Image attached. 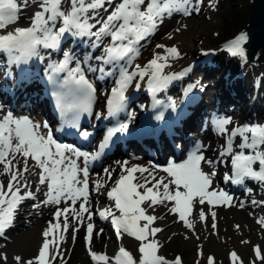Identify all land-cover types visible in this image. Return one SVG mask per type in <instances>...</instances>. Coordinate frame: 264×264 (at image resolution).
I'll return each instance as SVG.
<instances>
[{"label": "snow or ice", "instance_id": "6c2138e0", "mask_svg": "<svg viewBox=\"0 0 264 264\" xmlns=\"http://www.w3.org/2000/svg\"><path fill=\"white\" fill-rule=\"evenodd\" d=\"M30 3L38 6V10L31 17L30 26L16 27L14 31L0 34V51L8 52L10 55L18 53L20 55L14 56V59L19 60L21 57L37 55L38 46L56 48L66 34L95 37V46H99L103 38H109V43L103 49V55L95 59L111 67L108 70L103 66L88 70L99 71L101 78L116 77L115 86L111 89L110 98L107 100L108 114L115 115L123 109L126 90L136 77L142 80L148 76V84L153 91L163 88L174 78L175 74H163V68L168 66L169 57L178 58L180 55L179 50L174 46L166 48L164 45H157L158 48H165L164 55L156 54L145 67L141 68L137 64L134 71L128 70L127 64L139 55L140 42L152 35L164 19L172 16L173 13L191 15L193 10L199 12L203 0H195V4L192 0H0V30L16 23L21 10L27 8ZM101 10L106 15L98 19ZM246 41L247 35L242 33L228 42L226 49L233 56L244 57L243 45ZM121 61L126 63L122 64ZM69 63L70 56L65 53V59L59 64L58 71L67 70L68 77L60 85L63 91L57 92L56 96L61 108L65 112L73 113L72 119H75L79 110L89 109L95 88L79 66L69 68ZM136 87H139V84ZM215 124L221 133L229 136L221 156H231L230 163L234 176H226V179L236 184L243 183L246 178L264 182V150H261L264 146V125H242L229 130L227 126L231 124L230 117L219 118ZM41 127L48 126L46 124L41 126L28 116L16 117L11 111L0 116V165H3V173L0 174L10 175L6 188L3 182H0V235L11 226L21 202L35 198L34 193L27 190L29 185L26 181L23 183L24 192L21 194V181L24 180L23 173L29 171V158L34 162L33 167L39 169L37 172L39 184L47 186V192L44 193L46 199L41 202L42 204L59 205L62 200L65 202L70 200L72 206H75L78 200L81 203L79 212H76L75 207L58 208L54 212L57 223L49 222L48 229L42 233L44 240L38 255L27 261L16 256L14 259L17 264H34V262L50 264V259L55 258L50 254V246L55 245L56 242L54 237L49 240V236L60 228L61 216L64 217V231L69 227L67 214L70 211L78 219L81 213H88V220L92 219V213L86 207L90 195L88 161L97 159L99 153L90 154L78 151L69 145H62L53 138L51 132L42 133ZM127 129L128 124L122 123L114 131L124 132ZM112 135L113 132L108 133V137L99 146L100 149L106 146L108 138ZM235 137H240L242 142L238 145L240 151L233 154L232 138ZM17 156L23 158L22 171L13 163ZM73 157H83L84 166L77 164V160ZM214 163L213 160L206 158L197 146L183 162L170 161L162 168L166 175L159 178L147 168L127 167L126 164H121L122 172L119 179L107 192L108 198L114 201V205L100 210L98 215L102 219L111 217L118 239H123L127 235L140 242L138 247L140 256L137 259L124 246L118 248L114 257L97 254L89 247L92 260L97 264L100 262L109 264L110 261L112 264H182V258L179 256L174 261H170L164 255L158 254L160 247L158 241L149 237H154L163 229L151 227L157 217L148 214L149 209L154 211V206L157 204L174 202V205L168 209L169 212L178 214L185 226L191 228L192 225L186 219V215L193 211L194 203L201 205L205 201L210 205L230 203L232 197L229 194L212 188L215 171L203 170L202 165H214ZM105 172L111 179V171L105 169ZM137 172L141 176L147 172L148 176L141 181L134 175ZM97 186L100 187L99 184ZM212 216L214 219L215 213H212ZM200 219H205L202 209ZM258 222L264 224V219ZM236 227L239 228V225ZM212 228H216L215 223L212 224ZM100 231L102 232L103 229ZM93 232L94 225L88 223L85 239L89 246ZM55 250L58 254V246ZM254 251L255 256L261 259V249L257 246ZM4 259L7 257L5 256ZM230 259L233 262L240 260L235 251L230 253ZM208 264H214L213 257H208Z\"/></svg>", "mask_w": 264, "mask_h": 264}, {"label": "bare ground", "instance_id": "6f19581e", "mask_svg": "<svg viewBox=\"0 0 264 264\" xmlns=\"http://www.w3.org/2000/svg\"><path fill=\"white\" fill-rule=\"evenodd\" d=\"M192 3L195 4V0H192ZM213 4L222 5L223 1L218 3L216 0H212L211 2H208V0H203V3L200 6H203L202 11H204L205 6H211ZM38 10V6L36 4H29L27 8H23L19 14V19L16 23L9 25L6 29L1 30L2 32L7 31H14L16 27H19L22 24H29L31 23V17L35 11ZM110 10V9H109ZM103 10L99 13V18L106 15V13ZM177 15H172L170 17H166L163 22H165V28L168 31L165 35L167 38L162 40V43L159 45H164L166 48L170 47H176L179 50V57H169L168 59V66L169 68L177 66L179 63H185L189 64L192 67V71L190 73L189 78L195 80L196 83L199 84L200 91H201V101L195 105L194 107H191L192 113H190L189 116L184 117L181 121V124L179 126H176V134L173 139L176 144L180 147V152L177 155V160H180L182 156L185 154L184 150L188 147L189 143H192L193 145H197L200 147V149L203 150V154L206 156V158L213 160V157L216 156L218 158V162L214 163V165H202L203 170L208 171H215V172H221L223 168L227 167L226 162L230 158V155H224L221 156V153L225 150L223 142L228 137L227 134L221 133L216 124H214L215 116L219 115L221 117L219 118H231V124L228 125V129L231 130L235 126H242V125H249V122L247 121V117H244V115H240V113L245 112L246 114H250V111L253 109L254 100H252L248 95V90L250 87L252 88V80L250 79V76L248 74V68L251 70L250 67L246 66L242 60L235 59L236 57L233 56L228 58V61L226 60L227 55L229 53L227 52V55L224 57V64L219 65L220 68H217V72L225 71V75L220 76L219 74H216V72L212 71V66H209L210 62L215 58V55L221 50V47L214 46L212 49H204L207 48V46L202 47L200 50L197 51L194 49L193 51V44L190 41V37L192 35V32L200 33L198 30L199 25H207L208 23H205L204 19H198L193 21L189 26H187L186 29L189 28V30L184 29L182 32L179 33V31H173L174 25H176L179 22V18L184 17V19L188 20L194 17V15L197 13L195 10L192 11L191 15H185L183 13L176 12ZM173 13V14H176ZM176 16V17H175ZM212 18V17H211ZM174 19L175 22H174ZM192 21V20H191ZM91 23H94V21H90ZM26 26V25H24ZM23 27V26H22ZM0 31V34H2ZM95 31V29H93ZM151 36V35H150ZM150 36H148L145 40H142L140 44L138 45L139 48V55L136 56L130 64H127L129 71L135 70V65L139 64L141 68L148 65V62L154 58L156 54L164 55L165 54V48H158L157 45L153 48L149 45L148 41L150 39ZM171 37V38H169ZM195 42V41H194ZM109 43V38H103V42L99 44V46H95V37H89V36H74L67 38L62 37L60 43L58 46L54 49L50 48H44L43 46H39L38 48V59H42L45 63L47 60L46 53L47 50H50L52 54L57 55L59 53H62L64 50H69L72 58V63H74V60L76 61V66H81L83 71L89 73V75L94 79L97 80L98 83V93L97 98L100 100L102 96V90L105 88L104 83H107L110 80H115L116 77L111 76H104L101 78V73L99 71H89V68L99 69L101 66H103L106 70H108L111 66L110 65H104L102 61H98L95 58L103 55V49L107 46ZM245 45V44H244ZM243 45V46H244ZM209 47V46H208ZM192 51V52H191ZM191 54V56H190ZM190 56V57H189ZM5 54H0V116L7 113V110L5 108L6 105L10 108L16 110L15 107H18L17 109H21L26 113L27 115L32 116V120L35 123L40 124L41 126L47 125V128L41 127V132H51L52 128L49 121L46 119V115L48 114V109L46 108L45 101L43 99H39L38 91L41 85L38 82V71L35 70L34 65L31 66L32 72H36V74H33L31 80L29 83H25L23 80H21L24 77V74L18 73L15 69L14 64H6V60L4 59ZM140 57H142L140 59ZM188 57V58H186ZM235 57V58H234ZM246 61H251L247 53L245 54ZM186 58V60L183 61V59ZM234 58L233 60H231ZM122 64L126 63V61H121ZM259 63V62H258ZM75 66V64H74ZM264 70V68H262ZM12 70V78H7L5 76L7 71ZM232 74V75H231ZM216 75V76H214ZM264 76V72L262 73ZM19 77L21 79H19ZM139 77H136L133 80L136 81V79ZM255 81V79H254ZM256 81L260 82L261 80L256 79ZM230 91H236L241 92L233 94L229 92ZM234 89V90H233ZM243 92V93H242ZM243 97H240V96ZM243 100H242V99ZM239 100H242L243 102H239ZM2 102H5L6 104H3ZM99 106L101 103L98 104ZM141 101H135L133 104H131L130 109L133 107L135 109H141ZM99 108V107H98ZM240 110L239 115L236 113H233L234 110ZM233 110V111H231ZM246 110V111H245ZM220 113H223L225 115H222ZM253 113V110L252 112ZM252 115V114H251ZM15 116V115H14ZM218 119V118H217ZM260 125H264V121L260 123ZM53 138L54 134H53ZM237 140L233 142V154L238 151V145L242 142L240 137H235ZM162 141L159 142L158 145H156L155 140L150 139L146 140L145 143L142 142V144H136L137 147L129 146L125 149V152L122 150V147L119 145L116 148V153L122 154L123 157L127 156L128 154L134 153V152H142L141 150H144L141 146H147L150 147L152 153H149L148 151H144L146 156L149 157V161H159V159L165 155H171L175 156V151L173 145L170 143L169 139L162 134L161 135ZM56 140V139H55ZM239 140V141H238ZM205 143V144H204ZM204 145L207 146V148L204 149ZM70 146V145H69ZM72 147V146H71ZM264 147V146H263ZM75 148V147H73ZM78 151L84 152L81 150V148H75ZM247 151V150H245ZM68 155H71V153H68ZM156 155V157H155ZM77 164H79L81 167H83V157L76 158ZM138 157L136 155H131L130 160L132 162L138 161ZM176 160V162H177ZM114 159L111 163H109L107 166L108 170H115L117 167L114 165ZM148 161H145L147 163ZM13 163L22 171L23 170V158L20 156H17V159L13 161ZM29 164V171L23 173L24 180L21 181V194L24 192L23 183L24 181L27 182L29 185L28 190L32 191L34 193L35 197H38V201L33 205H40V207H37L36 209L27 210V204L25 203L27 199L23 200L21 204L18 206V209L15 212L14 220L9 230L10 235L12 232H16V238L14 246H17L18 248H21L23 250V253H25V256L27 260L32 259L38 255L39 249H40V243H43V240L41 239L42 236L40 235V231L43 230V222L47 220V217L49 216V209L51 204H42L41 202L46 199L44 193L47 192V186L40 185L39 184V177L37 175V172H39V169L33 167L34 162L29 158L28 160ZM161 165V164H160ZM255 167V165H254ZM162 168L161 166L155 167L154 165L150 166V170L152 172L157 174H162ZM96 172H98L96 174ZM0 173H3L1 170L0 165ZM94 175H92V174ZM82 175V174H81ZM97 175V176H96ZM163 175H166V173H163ZM161 175V176H163ZM10 179L9 174H0V182H4V186L6 188V185ZM253 179L246 178L243 183H241L238 186H233L229 182H224L223 178H218V175L216 174L213 177V184L212 188L217 191H222V188H230V190H238L243 192V195L245 194H251V191L254 190L253 188H250L246 190L247 184H250ZM110 183V180L107 178L106 172L104 170H92L89 171V191L90 195L93 197L90 199L88 203V208H92L95 205L103 204L102 206H112L110 203V199L108 196L103 192L99 194L100 202H95L94 196L92 193V187L94 185H100L101 188H106L107 185ZM151 186V185H149ZM46 187V190L44 189ZM91 188V190H90ZM37 189H40L37 191ZM211 190V189H210ZM251 190V191H249ZM143 191V190H142ZM264 189H258V192L262 194ZM230 195V193H228ZM242 195V196H243ZM242 196H237L232 198L230 203H219V204H213L210 205L205 201L203 205L199 203H194L193 211L188 215V218H190V224L192 225L191 228L184 226V222L179 219L178 217L175 218L173 213H166L164 212H157L154 216L157 217L153 225L151 227H159L163 229V231L157 233L155 235V238L159 240V242L162 243L163 247L171 246L174 249H182L185 250L189 248L191 245H193V242H195L193 239L190 238L188 235L189 230H198L201 232L208 231V229H213L212 224H216V230L217 231H211V233L215 234L218 231L227 232L231 226H235L236 224L243 222L244 224L249 223L248 219H252V216L256 214V209H253V211L250 210V207H246ZM107 199L108 201L104 202L101 199ZM79 203V201L77 202ZM172 206L174 205V202H171ZM68 204H71L68 203ZM247 204V203H246ZM243 205V207H241ZM64 207V206H63ZM263 207V206H262ZM155 210L158 209L157 207L154 208ZM203 210L205 219H200V210ZM154 210V211H155ZM150 212H154L152 209H149ZM76 212H79V209L76 210ZM212 213H215V218L213 219ZM71 214H74L71 212ZM27 215L26 217H20V216ZM75 215V214H74ZM98 215V213L96 214ZM249 215V216H247ZM45 216V217H44ZM76 216V215H75ZM99 216V215H98ZM251 216V217H250ZM62 217V216H61ZM249 217V218H248ZM49 218V217H48ZM51 219L56 220L54 213H51ZM78 218L76 217V220ZM187 219V218H186ZM16 221H19V225L16 224ZM78 221L82 224L83 223H92L94 225V232L92 236V242L93 244L97 245L101 251V254H107L109 257H114L116 247L111 240V236H109L106 233H103L99 231L96 224H107V219L100 218L98 222L95 221V219L88 220L83 213L80 214V218ZM47 222V221H46ZM143 223V222H142ZM48 227V226H47ZM82 230L84 231L85 227L82 225ZM87 228V227H86ZM111 233H115L114 229H111ZM85 232V231H84ZM87 232V231H86ZM251 232V231H250ZM167 237L169 238L168 241H166ZM130 238V240L128 239ZM53 239V234L49 236V240ZM128 240V241H127ZM205 240L208 241V244L214 245V242L216 241L214 238H206ZM204 240V241H205ZM134 242L135 239L128 237L125 235L123 239H121V245L126 248L129 247L126 242L130 245L131 242ZM57 242V241H55ZM81 240L79 239L75 243H78V247H76L75 254L73 257V261L71 264H90L88 260L85 258L82 247H80ZM7 243H5L6 245ZM57 244L50 246L53 250L56 249ZM13 247V246H12ZM117 253V252H116ZM114 255V256H113ZM25 258V257H24ZM23 258V259H24ZM168 260L173 261V259H170L169 257H166ZM35 264V262H34Z\"/></svg>", "mask_w": 264, "mask_h": 264}, {"label": "rangeland", "instance_id": "374dc122", "mask_svg": "<svg viewBox=\"0 0 264 264\" xmlns=\"http://www.w3.org/2000/svg\"><path fill=\"white\" fill-rule=\"evenodd\" d=\"M211 1L212 0H208V2H211ZM216 1L218 3L223 1V3L222 5L218 4V6L212 3L211 6H205L204 11H202L203 6H200V11L197 12L194 15V17H192L191 19L186 20L184 19V17L179 18L178 19L179 22L176 25H174L172 30L177 31V29H179V33H180L184 29H186L187 26H189L193 21L198 20V19H204L205 23H208V24L199 25L198 30L200 31V33L198 34L196 32H192V35L189 36L191 43L192 44L194 43L193 51L194 49H196V52L204 50V49L210 50L214 46L215 47L219 46L218 48L221 47V50H219V52L215 55V58L212 61L213 63L209 61L210 62L209 66H212L211 70L216 72V74L223 76L225 75L226 72L224 70L221 72L220 71L217 72L216 69L220 68V66L224 64V61L222 60L224 59L225 55H227V52H228L226 49V45L228 42L236 38L238 31H240L241 29L245 27L244 22L240 18L238 10L243 9L246 14L247 13L250 14L252 0H216ZM173 15H177V13ZM97 18L99 19V17ZM175 20L176 19H174V22ZM166 29L167 28H165V22H163L159 26V28L150 36V39L148 41H150L149 45L151 46V48L155 47L156 45H159L160 43H162V40L167 38L165 34L168 31ZM186 30H189V28ZM204 46H207V48H202ZM246 46H247L246 44L243 46L244 50H246ZM228 53L229 55H231L230 52ZM227 57L229 56L227 55ZM231 57H233V55H231ZM235 57H234L235 59H238V58L239 60L243 59L242 61L244 62V64H246V66L251 68V70H249V68L247 70L250 76V79L252 80V83H253L252 88L250 87V89L248 90L249 91L248 95L251 96L250 98L252 100H254V105L252 109L253 113H251L252 110L250 111V114H246L245 112L240 113L239 112L240 110L238 109L234 110L233 113H236L238 115L240 113V115H244V117H247V121L249 122V125H260V123L264 121V89L262 88L260 83L256 81V79H259L261 81L264 80V76L262 75V73L264 72V70L262 69L264 68V61H261L259 63L250 62V61H246L245 57H240V56H235ZM141 58L142 57H140V59ZM186 58H184L183 61L186 60ZM234 58H232L231 60H233ZM197 85L199 87V84ZM228 89L230 93H233L236 95H238L237 93H241V92H236L232 90L230 91V87ZM240 97H243V96H240ZM242 100H239V102L240 103L243 102ZM2 103L6 104L5 102H2ZM3 106H5L7 112L11 111L16 117L28 116L32 119L31 115L30 116L27 115L21 109L14 110L10 108L9 106L7 107L6 105H3ZM220 114L225 115L223 113H220ZM219 117L221 116L217 115L215 116V118H213L214 124L217 118L219 119ZM196 148H197V145H193L192 143H189L188 147L184 150L185 154L182 156L180 160H178V162H183L188 157V155L191 152H193ZM205 148H207V146L204 145V149ZM261 150H264L263 146L261 147ZM201 151L203 152L202 149ZM238 151H240V149H238ZM120 157L121 155L119 156V159ZM149 157L150 156L145 155L144 159L143 158L142 159L149 161ZM216 158L217 157L214 156L213 161ZM108 163L109 162H105L104 166L100 170L103 169L105 172V169H107L108 167L107 166ZM157 165L158 164H156V166ZM226 165L227 167L226 168L224 167L221 172H215L218 175V178H221L222 173L228 170L230 166L229 159L226 162ZM255 167H258V165H255ZM1 170L3 172V165H1ZM97 173L98 172H96V174ZM163 173L164 172H162V174H157V178L163 175ZM250 188L254 189L251 191V194L243 195V192L238 191V190H234L231 193V194H234L233 196H231L233 198L239 195L240 196L243 195L242 197L243 198L245 197L243 201L246 207H250L251 211H253V209H256L255 210L256 214L252 216V219H248L249 223L244 224L243 222H240L236 224L234 227L231 226L227 232L218 231L215 234L211 233V231H217L216 230L217 228L208 229V231H205V232H203V230L201 232H199L198 230H194V229L189 230L188 235L195 242H193V245H191L189 248L185 250L174 249L173 247L166 246V245H164L163 247L162 243L159 242V240H157L155 236L149 237V239H155L156 241H158V244L160 245L158 254L164 255L165 257H169L170 259H173V261L177 256H179L182 258V264H208V257L214 258V264H264V224H261L258 222L261 219H264V191L262 194L258 192V189H261V188L264 189V182L253 179L250 184H247L246 190ZM44 189L46 190V187ZM107 191H108V185L106 188H101V187H98L97 185H94L92 187V193H93L95 202H98V201L100 202V198L98 197L99 194L103 192L107 194ZM222 191L225 192L224 188H222ZM226 193L228 194L230 192L226 191ZM91 198L93 197L89 195V201ZM101 200H103L104 202L108 201L105 198ZM37 201H38V197H35L34 199H27L25 202L28 205L27 210L36 209L37 207H34L33 204H35ZM70 202H71L70 200L67 202L62 200L59 205L51 204L50 209H49L50 211L49 216H48L49 218L47 217V220H46L47 222L46 221L43 222L42 226L44 228L43 230L40 231L42 240L44 239L42 233L46 229H48L49 222H51L52 224L57 223V220L51 219V213H54L58 208L62 209L63 205H68V203ZM102 205L103 204H99V205H95L92 208H89V212L92 213V218L95 219L96 222H98L100 219V216L96 214L98 213L99 209L103 207ZM156 207L158 209H156L153 213L149 211L148 214L155 215L158 211L159 212L166 211V213H171L169 212L168 209L172 207V203L165 202L164 205L157 204L154 206V208ZM75 209L77 210V207ZM83 215H85V213H83ZM177 215L178 214H174V217L177 218L178 217ZM26 216L27 215H24V216L22 215L20 217L23 218ZM86 217H88V213H86ZM186 218L190 222V218H188V215H186ZM63 221H64V217L62 216L59 218L60 228L53 232V237L55 238V241H57L56 244L58 246L59 251L57 254L56 250H53L50 247V250H49L50 254L55 256L54 259H50V264H71V262L73 261L76 247H78V243L76 244L75 242L78 241L79 239L82 241L80 244V247H82V252L85 258L88 260L90 264H97V262L93 261L91 258L89 247H91L92 251L95 250L99 254H101V251L97 245L91 243V245L89 246L88 243L86 242V239H85L87 235L86 227L88 223L87 222L83 223L82 221V224H81L78 221V219L76 220V216L74 214H71V211L68 214L69 227L67 231H64L63 229ZM108 221L109 222H107V224L103 225V223H101V224H96V225L99 231L103 229L102 231L103 233H106L109 236H111V240L113 241L116 247L115 254H117L116 252H118V248L122 246L121 239L117 238L116 232L114 234L111 233V230H110L111 218H108ZM19 223H20L19 221H16L17 225H19ZM82 225L85 227L84 229L85 232L82 230V227H81ZM237 225H239V228L236 227ZM9 230H11V228L9 229L6 228L4 233L0 235V264H17L16 260L14 259L16 256H20L23 261H27L26 259L27 256H25V253H23V250H21V248H18L17 246H14L16 232L14 233L12 232V234L10 235ZM73 237H75V239H73ZM209 237L214 238L216 240L214 242V245L208 244V241L205 240L206 238H209ZM128 239L130 240V238ZM168 240L169 238L167 237L166 241ZM244 241H247V243H244ZM5 243L7 244L5 245ZM139 243L140 242L136 240L134 242H131L130 245L126 242V244L129 246V247L126 246V249L130 250L133 256L136 257L137 259H139V256H140V253L138 252ZM41 246H42V243H40V247ZM257 246L261 249V257H262L261 259H258L255 256L254 250ZM233 251L237 253L238 257L240 258L239 261H236V262L231 261L230 253ZM5 256L7 257V259H4ZM100 264H102V262H100ZM109 264H112V262L110 261Z\"/></svg>", "mask_w": 264, "mask_h": 264}, {"label": "water", "instance_id": "95a60500", "mask_svg": "<svg viewBox=\"0 0 264 264\" xmlns=\"http://www.w3.org/2000/svg\"><path fill=\"white\" fill-rule=\"evenodd\" d=\"M243 32L247 35L245 52L251 61H264V0H252L249 20Z\"/></svg>", "mask_w": 264, "mask_h": 264}, {"label": "trees", "instance_id": "16d2710c", "mask_svg": "<svg viewBox=\"0 0 264 264\" xmlns=\"http://www.w3.org/2000/svg\"><path fill=\"white\" fill-rule=\"evenodd\" d=\"M238 12H239V15H240V18H241V20L244 22V25L246 26V24H247V21L249 20V13H245V11L243 10V9H239L238 10ZM222 58V57H221ZM226 60H227V58H226ZM222 61H224V59L222 60ZM263 77V76H262ZM261 82V83H260ZM259 83H260V85L262 86V88L264 89V80L263 81H260Z\"/></svg>", "mask_w": 264, "mask_h": 264}]
</instances>
